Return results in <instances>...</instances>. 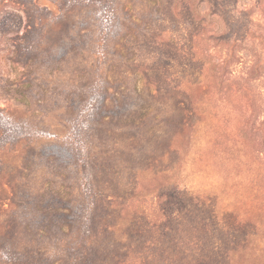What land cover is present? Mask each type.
<instances>
[{
  "label": "rangeland",
  "instance_id": "374dc122",
  "mask_svg": "<svg viewBox=\"0 0 264 264\" xmlns=\"http://www.w3.org/2000/svg\"><path fill=\"white\" fill-rule=\"evenodd\" d=\"M0 264H264V0H0Z\"/></svg>",
  "mask_w": 264,
  "mask_h": 264
}]
</instances>
